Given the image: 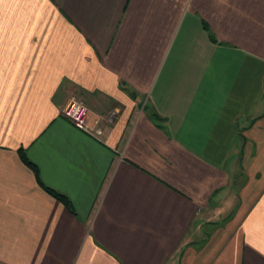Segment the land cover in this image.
Here are the masks:
<instances>
[{
    "label": "crops",
    "instance_id": "crops-1",
    "mask_svg": "<svg viewBox=\"0 0 264 264\" xmlns=\"http://www.w3.org/2000/svg\"><path fill=\"white\" fill-rule=\"evenodd\" d=\"M0 264H264V0H0Z\"/></svg>",
    "mask_w": 264,
    "mask_h": 264
},
{
    "label": "built area",
    "instance_id": "built-area-1",
    "mask_svg": "<svg viewBox=\"0 0 264 264\" xmlns=\"http://www.w3.org/2000/svg\"><path fill=\"white\" fill-rule=\"evenodd\" d=\"M61 112L77 129L96 138L102 136L103 117L90 111L82 100L71 98Z\"/></svg>",
    "mask_w": 264,
    "mask_h": 264
},
{
    "label": "trees",
    "instance_id": "trees-1",
    "mask_svg": "<svg viewBox=\"0 0 264 264\" xmlns=\"http://www.w3.org/2000/svg\"><path fill=\"white\" fill-rule=\"evenodd\" d=\"M212 40L213 41L215 40L213 36H212ZM18 152H19V156H20V159L22 160V162L34 172L38 184L42 188H44L48 194H50L52 197L57 199L59 202H61L64 206H66L68 209H70L73 212V206H72L69 198L67 196L57 192L56 190H54L52 188L46 187L39 177V172H38L36 165L33 164L29 160L24 149L20 148Z\"/></svg>",
    "mask_w": 264,
    "mask_h": 264
}]
</instances>
